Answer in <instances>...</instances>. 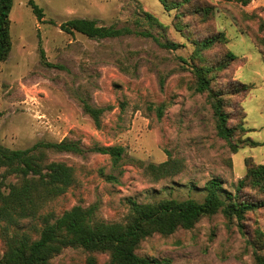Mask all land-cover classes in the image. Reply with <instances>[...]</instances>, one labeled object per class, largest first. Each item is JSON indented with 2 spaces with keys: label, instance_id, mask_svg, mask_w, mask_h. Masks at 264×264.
I'll list each match as a JSON object with an SVG mask.
<instances>
[{
  "label": "rangeland",
  "instance_id": "rangeland-1",
  "mask_svg": "<svg viewBox=\"0 0 264 264\" xmlns=\"http://www.w3.org/2000/svg\"><path fill=\"white\" fill-rule=\"evenodd\" d=\"M29 1L14 0L10 14L13 48L0 64V145L27 150L38 143L70 140L80 143L84 154L47 153L49 162L74 170L75 183L47 201L35 217L0 221V259L9 240L39 239L46 222H55L76 206H96L98 221L124 224L131 213L130 199L140 204L203 202L213 179L222 181L226 199L245 177L247 158L264 164V58L254 39L264 36V0L248 6L239 0H194L183 9L187 17L178 10L166 11L158 0H33L44 11L42 20ZM197 7L201 12L211 7L210 19L196 14ZM72 19L133 33L104 40L68 34L61 25ZM212 34L227 40L201 52L206 64L215 67L229 52L238 57L228 70H214L213 86L225 89L240 82L252 87L246 98L232 101L244 108L248 137L260 145L236 154L218 137L208 95L195 91L190 71L199 61L195 42ZM84 102L105 110L100 127L84 112ZM114 146L125 149L117 166L97 150ZM167 162L176 175L157 179L147 170ZM17 182L13 176L6 181ZM249 218L264 234V211ZM251 240L218 213L191 230L154 234L136 253L169 264H259ZM50 264H111V257L69 247Z\"/></svg>",
  "mask_w": 264,
  "mask_h": 264
},
{
  "label": "trees",
  "instance_id": "trees-1",
  "mask_svg": "<svg viewBox=\"0 0 264 264\" xmlns=\"http://www.w3.org/2000/svg\"><path fill=\"white\" fill-rule=\"evenodd\" d=\"M166 11L178 10V15L187 17L183 9H189L194 0H158ZM243 6H248L254 0H239ZM33 12L39 20L44 17V11L33 1H29ZM14 0H0V64L6 62L13 48L11 36L10 14ZM194 12L210 19L213 11L206 7ZM155 23L156 19L146 14ZM202 17V16H201ZM260 32L264 34V20L260 21ZM68 33H80L90 39H114L132 34L129 28L114 26H99L94 20L72 19L61 25ZM255 41L264 58V36H255ZM223 34H212L208 38L196 41L198 62L190 67L196 79L195 91L208 95L209 103L216 121L217 135L225 140L231 151L236 154L247 147H257L260 144L248 137L251 130L245 127L246 112L238 102L233 105V98H246L252 87L240 82H234L228 87L218 89L213 86L214 70L226 71L238 60L229 52L225 61L215 67L206 64L201 52L211 50L216 44L226 42ZM163 46L176 49V44ZM231 103V105H229ZM84 112L89 115L97 127L101 126L104 109L83 103ZM159 115L162 111L159 110ZM2 114L0 113V120ZM236 120L239 122L236 123ZM236 123V124H233ZM103 155L111 158L117 166L125 153L123 147H98ZM84 154L80 143L64 140L60 143H38L27 150H10L0 145V221H13L35 217L40 208L49 200L63 194L75 183L74 170L64 163L49 162L47 153ZM247 173L237 186L235 194L226 193L223 199L222 181L213 179L206 185L207 196L203 202L194 199L179 201L176 199L162 200L158 203L140 204L128 200L130 216L126 223H107L96 219L97 208L76 206L66 211L55 222H46L39 239L16 237L9 240L8 251L0 259V264H50L51 260L64 249L81 248L91 253L110 254L111 264H169L138 256L136 251L141 243L154 234L170 236L179 229L191 230L202 219L222 213L228 224L238 228L253 240L256 261L264 264V236L257 221L249 216L264 211V164H258L254 158L246 159ZM147 170L158 178L176 175L177 170L170 163L160 166L149 165ZM16 177L15 184H7L10 177ZM108 181H115L113 176H107ZM9 188V193L4 192ZM252 223V224H251ZM250 226L248 228V225ZM259 242H256L258 240Z\"/></svg>",
  "mask_w": 264,
  "mask_h": 264
}]
</instances>
